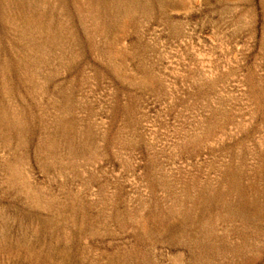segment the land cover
Instances as JSON below:
<instances>
[{
    "label": "rangeland",
    "instance_id": "obj_1",
    "mask_svg": "<svg viewBox=\"0 0 264 264\" xmlns=\"http://www.w3.org/2000/svg\"><path fill=\"white\" fill-rule=\"evenodd\" d=\"M0 264H264V0H0Z\"/></svg>",
    "mask_w": 264,
    "mask_h": 264
}]
</instances>
